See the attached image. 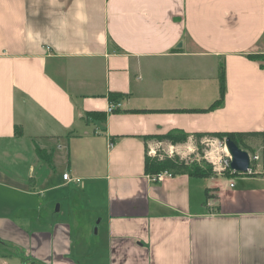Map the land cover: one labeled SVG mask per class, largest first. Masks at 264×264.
Returning a JSON list of instances; mask_svg holds the SVG:
<instances>
[{
    "label": "crops",
    "instance_id": "0c3cea01",
    "mask_svg": "<svg viewBox=\"0 0 264 264\" xmlns=\"http://www.w3.org/2000/svg\"><path fill=\"white\" fill-rule=\"evenodd\" d=\"M219 67L221 103L194 111ZM173 131L186 141L159 139ZM207 132L255 133L254 172H145ZM261 153L264 0H0V264H264Z\"/></svg>",
    "mask_w": 264,
    "mask_h": 264
},
{
    "label": "trees",
    "instance_id": "16d2710c",
    "mask_svg": "<svg viewBox=\"0 0 264 264\" xmlns=\"http://www.w3.org/2000/svg\"><path fill=\"white\" fill-rule=\"evenodd\" d=\"M253 58H259V56H253ZM218 80H219V98L215 100L207 109H196L194 111H207L210 108H213L217 105H219L223 99L224 95V75H223V68L219 67V74H218ZM122 96L121 93H114L109 92L108 99L111 103H116L118 98ZM134 111H140V110H134ZM98 113V114H97ZM95 115H99V118H104L105 113L104 112H86L85 116L86 118H92ZM17 134L20 133L19 128L17 127ZM204 135L213 136L218 138L219 140H223L224 138H229L233 140L240 148L247 150V143L246 140L249 136L255 135V133H249V132H207V133H195V136L201 137ZM169 139L172 143L177 142H185L187 139V134H182L181 132H170L168 134H165L164 136H159V139ZM200 147V144L197 143V148ZM36 154H42V150L40 148H35ZM144 168L145 172L147 174H157L159 172H162L164 170H168L172 175H178V174H187L189 176H198V177H206L213 175L214 170L213 167L207 163L204 160L196 161H186L183 158H180L177 154H173L172 156H168V154H155L153 156H150L148 154L145 155L144 159ZM222 172L226 175H238L241 174L236 171H232L229 167H227L225 170H222ZM245 174V173H244ZM30 264H39L36 261L31 260Z\"/></svg>",
    "mask_w": 264,
    "mask_h": 264
},
{
    "label": "rangeland",
    "instance_id": "374dc122",
    "mask_svg": "<svg viewBox=\"0 0 264 264\" xmlns=\"http://www.w3.org/2000/svg\"><path fill=\"white\" fill-rule=\"evenodd\" d=\"M204 136H206V135H204ZM201 137H203V136H201ZM201 137H198V138H201ZM218 142H219L218 140H216L215 138H212L210 136L206 137V139H204V141H202V142L200 140H197L196 143H199L200 147L199 148L196 147V151H195L196 155H195V157L192 158V155H189L187 160L191 161V162L193 160H196V161L204 160L207 163H209L212 167L213 166H217L218 168H220V169L223 168L222 170H225L226 167L223 166L222 159H224L225 155L228 154V152L226 150L224 151L223 147H219V143ZM15 145L17 147H20V146H22V143L14 142V146ZM246 151L248 153L252 154V153H254L255 149H253L251 147V148L247 149ZM157 153L161 154V155H163V154L165 155L166 154V152L164 150H162V149H160L159 151H156V154ZM34 154L36 155V159L38 158V160L40 162H43L45 164L46 158H44V154L43 153L40 155V154H36V152H34ZM19 157H21V156H19ZM219 157H222V158L219 160ZM13 160H15L16 162L19 161L21 168L23 166L26 169V171H27L28 162L30 161V159L28 160V158L23 157L22 160H18V159H13ZM260 160H264V156L262 155V153L260 154ZM219 161L221 162V164L219 163ZM257 161L258 160L253 161L251 163V167L253 169L256 168V166H255L256 163H259V161L258 162ZM63 164L64 163L60 164L59 167L63 168L64 167ZM46 166H47V164H45L44 168H46ZM56 206H58V211L56 210ZM59 207H61V208L59 209ZM76 207H75V211L72 214L73 215V221L75 222V226H77V224H84V221H85V217H83L80 221H78L80 216L83 215V213H82V209L77 210ZM52 211H53V213L55 215H57L59 217H62L63 219H67V218L70 217V214H68L67 211H66V203H63L61 205H59L58 203H55L54 205H52ZM84 225H85L86 231H90L91 233H94V228L95 227H93V229H89L86 224H84ZM87 233L90 236V233L89 232H87Z\"/></svg>",
    "mask_w": 264,
    "mask_h": 264
},
{
    "label": "water",
    "instance_id": "95a60500",
    "mask_svg": "<svg viewBox=\"0 0 264 264\" xmlns=\"http://www.w3.org/2000/svg\"><path fill=\"white\" fill-rule=\"evenodd\" d=\"M226 151L230 156V169L239 173H245L250 166L249 154L246 150L240 148L233 140L223 139ZM58 206H56V210Z\"/></svg>",
    "mask_w": 264,
    "mask_h": 264
},
{
    "label": "built area",
    "instance_id": "2783aa9c",
    "mask_svg": "<svg viewBox=\"0 0 264 264\" xmlns=\"http://www.w3.org/2000/svg\"><path fill=\"white\" fill-rule=\"evenodd\" d=\"M117 104H111L109 107H108V111H112L114 108H116ZM219 147H223V150L225 149V145H224V142L223 140H220L219 141ZM150 153V152H149ZM156 152L153 151L152 153V156L155 155ZM249 154V158H250V166H249V169L245 172V174H251L252 172H254V169L251 167V163L253 161H256L258 159V156L256 154ZM169 155H171V152H169ZM222 157H219V160L221 159ZM222 162H223V166L224 167H229L230 168V156L229 154H226L224 159H222ZM219 163L221 164V162L219 161ZM223 168H221L222 170ZM241 174H244V173H241ZM148 176L151 178L152 181H162L163 179L167 178L168 176H173L168 170H164L162 172H159L157 174H148ZM62 178L65 179V180H69V175L68 173H63L62 174Z\"/></svg>",
    "mask_w": 264,
    "mask_h": 264
},
{
    "label": "bare ground",
    "instance_id": "6f19581e",
    "mask_svg": "<svg viewBox=\"0 0 264 264\" xmlns=\"http://www.w3.org/2000/svg\"><path fill=\"white\" fill-rule=\"evenodd\" d=\"M226 150V148L224 149V151Z\"/></svg>",
    "mask_w": 264,
    "mask_h": 264
}]
</instances>
